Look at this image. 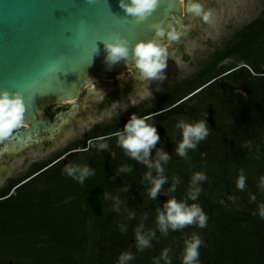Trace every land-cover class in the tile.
Wrapping results in <instances>:
<instances>
[{
	"label": "trees",
	"instance_id": "trees-1",
	"mask_svg": "<svg viewBox=\"0 0 264 264\" xmlns=\"http://www.w3.org/2000/svg\"><path fill=\"white\" fill-rule=\"evenodd\" d=\"M246 29L247 38L240 41H260L264 17ZM228 57L221 53L210 67L173 84L145 112L131 113L93 130V136L81 143L82 159L76 153L79 143L68 147L69 166H88L93 172L83 184L63 171L59 156L36 164L34 173L2 190L0 264H119L124 253L133 257L125 264H166L161 256L164 250L170 264H182L185 241L193 233L203 241L199 264H264V238L257 234L264 228L258 212L264 203V87L240 90L247 81L264 80V59L225 62ZM232 89L240 91L233 93ZM241 95L247 97L245 102ZM168 108L173 112L167 113ZM180 114L194 123L203 120L209 130L183 157L176 151L182 129L172 130L178 120L174 117ZM132 115L149 117L147 123L159 136L148 159L155 163L158 151L170 157L167 163L160 161L165 183L155 198L149 196L152 184L145 176L151 172L158 178L156 170L127 155L112 135ZM87 139H92L88 147ZM100 143L108 147L100 148ZM125 166L130 171H122ZM195 173H203L206 179L197 182L201 192L193 201L189 193ZM241 173L246 177L243 191L236 187ZM174 184L175 191H171ZM172 198L200 205L208 216L206 227L193 224L175 231L169 228L163 234L156 222L157 210L164 211V204ZM139 226L151 245L143 250L137 248Z\"/></svg>",
	"mask_w": 264,
	"mask_h": 264
},
{
	"label": "water",
	"instance_id": "water-1",
	"mask_svg": "<svg viewBox=\"0 0 264 264\" xmlns=\"http://www.w3.org/2000/svg\"><path fill=\"white\" fill-rule=\"evenodd\" d=\"M188 2L180 10L178 0H160L151 15L137 22L120 7V0H0V93L18 92L25 104V126L9 138L17 139L14 150L50 137L63 121L43 118L40 112L46 106L75 100L92 80L90 94L108 88L120 65L135 64L132 49L138 42L159 43L164 38L156 37L152 25L158 23L166 30L182 21L179 15ZM117 38L128 42L129 57L109 65L104 42ZM9 145L0 148V155L14 154ZM7 169L0 164V171Z\"/></svg>",
	"mask_w": 264,
	"mask_h": 264
},
{
	"label": "rangeland",
	"instance_id": "rangeland-1",
	"mask_svg": "<svg viewBox=\"0 0 264 264\" xmlns=\"http://www.w3.org/2000/svg\"><path fill=\"white\" fill-rule=\"evenodd\" d=\"M188 1L184 0L182 5L184 6ZM199 2L206 10L213 11L214 24H205L200 17L191 13L187 17L185 8H182L179 15L182 21L171 23L176 31H182L179 32L180 40L172 42L170 46H168L166 36L159 41V44L168 46L170 53L163 79L142 81L135 64L120 65L112 73L113 79L108 88L90 94V85L95 81L92 80L84 86L75 100L52 103L40 112L41 116L51 123L64 118L63 121H59L61 123H58L50 137L36 139L22 145L17 150H14L15 144L13 143L17 139L12 141L7 139L0 143V148L9 143L10 150H14V154L4 151L0 155V164H8L7 171L0 176V192L6 189L12 181H19L29 173L31 174L36 170V164L47 163L61 156L63 165L69 166V155L65 152L68 147H73L74 143H79L77 146L79 148L76 150L80 152L76 153L77 158L82 159L84 149L81 143L86 136H93V130L113 125L117 120H122L131 113L141 114L154 107L165 90L177 82L191 78L198 71L210 67L216 62L219 54L229 56L224 59L225 62L233 58L245 62L255 61L257 57L264 59V29L261 32L260 41L256 43L247 42V39L246 42L240 41L247 38L245 31H248L246 29L248 25L256 18L264 17V0H200ZM238 41L241 42L239 45H237ZM233 46L234 50H231ZM172 53L175 54L174 58ZM247 66L250 67L248 64ZM250 69L255 73L252 67ZM262 69L261 75H264V64H262ZM97 80L101 83H108L107 79ZM246 83L240 87L243 92L249 91L250 87H264V80L247 81ZM240 90L232 89L233 93ZM113 91L116 97L109 101L107 96ZM241 98L244 100L247 97L241 95ZM71 105H75V109L71 110ZM166 111L170 113L173 109L168 108ZM177 118L172 128L173 131H177L181 122L192 124L195 122L182 114L174 117V119ZM124 126L120 128L121 131ZM39 133H42L41 130ZM90 140L92 139L86 141L87 147ZM59 164L60 162L56 164L57 167ZM15 192L16 190L11 188L10 193L15 194ZM257 234L264 238V228L257 231Z\"/></svg>",
	"mask_w": 264,
	"mask_h": 264
},
{
	"label": "clouds",
	"instance_id": "clouds-1",
	"mask_svg": "<svg viewBox=\"0 0 264 264\" xmlns=\"http://www.w3.org/2000/svg\"><path fill=\"white\" fill-rule=\"evenodd\" d=\"M92 3L93 0H88ZM160 0H130V3L125 4L120 0V7L124 11L134 17L137 22H143L159 5ZM184 3V0H181ZM186 13H191L196 17H200L205 24H214L213 11L205 9L198 0H189L185 6ZM156 31V37H167L168 46L174 41H179L181 34L169 24L168 30H165L160 24L152 25ZM168 46L161 45L156 40L147 42H138L132 49L135 68L139 72V78L142 81H152L164 78V70L167 67V60L170 56ZM104 48L107 52L105 62L113 65L121 60H128L129 47L128 42L122 38H117L104 42ZM174 58L175 54H171ZM25 104L20 93L11 94L8 91L0 93V143L9 139L14 130L19 129L24 124ZM149 117H138L132 115L130 120L125 124L123 131H116L112 135L117 138V143L120 148L125 150L127 155L143 161L150 169L154 168L158 174V178H153L151 172H148L145 179L149 180L152 187L149 190V196L155 198L160 191L161 186L165 183V177L162 175L164 169L161 167L160 161L168 162L170 157L163 151L157 152V160L152 163L148 157L151 149L159 140L156 128L147 123ZM178 127L182 129V140L176 149L177 154L181 157L186 155L187 149H194L196 143L208 135L206 123L201 120L194 124L181 122ZM101 140L107 137L99 138ZM100 148H107V143H100ZM115 156V153H113ZM122 171H130L128 167H122ZM67 175L76 179L83 184L86 177L93 175L92 170L88 166H66L63 170ZM206 176L203 173H195L191 179L192 190L189 193V198L195 201L201 192L197 187L198 181H203ZM246 177L241 173L236 180V187L243 191L246 187ZM176 183H179L177 180ZM261 185H264V178L261 179ZM171 191H175V184L171 187ZM255 195L250 196L251 201H255ZM156 218L157 225L160 231L167 235L168 229L172 230L183 229L187 225H196L199 228H204L207 225L208 216L203 211L200 205L193 203L191 205L184 201H177L175 198L169 199L164 204V211L157 210ZM259 216L264 218V203L258 206ZM255 215V213H254ZM142 226L136 229V242L138 250L150 247V240L141 234ZM152 236L155 234L152 233ZM203 244L202 239L196 233L185 241V246L182 256V264H199V249ZM166 264H170L168 251L164 250L161 254ZM130 253H124L119 257V264H125L126 261L132 259Z\"/></svg>",
	"mask_w": 264,
	"mask_h": 264
},
{
	"label": "bare ground",
	"instance_id": "bare-ground-1",
	"mask_svg": "<svg viewBox=\"0 0 264 264\" xmlns=\"http://www.w3.org/2000/svg\"><path fill=\"white\" fill-rule=\"evenodd\" d=\"M178 2H179V9L181 10V7H182L181 0H178ZM65 102H69V101H65ZM26 138H29V136H26ZM24 139H25V138H23L21 142H23V141H24ZM7 147L10 149V145H9V146H7ZM14 148H15V146H14Z\"/></svg>",
	"mask_w": 264,
	"mask_h": 264
},
{
	"label": "flooded vegetation",
	"instance_id": "flooded-vegetation-1",
	"mask_svg": "<svg viewBox=\"0 0 264 264\" xmlns=\"http://www.w3.org/2000/svg\"><path fill=\"white\" fill-rule=\"evenodd\" d=\"M111 94H115V91L109 93V95L107 96V99H108V100H109V96H110ZM115 97H116V96H115ZM3 165H4V164H3ZM5 165H8V164L6 163ZM4 173H5L4 171H0V176H2Z\"/></svg>",
	"mask_w": 264,
	"mask_h": 264
}]
</instances>
